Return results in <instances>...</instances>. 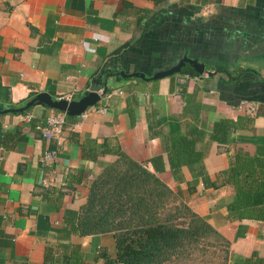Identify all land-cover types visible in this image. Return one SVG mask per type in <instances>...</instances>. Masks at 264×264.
Returning a JSON list of instances; mask_svg holds the SVG:
<instances>
[{
	"label": "crops",
	"instance_id": "1",
	"mask_svg": "<svg viewBox=\"0 0 264 264\" xmlns=\"http://www.w3.org/2000/svg\"><path fill=\"white\" fill-rule=\"evenodd\" d=\"M183 56L215 74L199 81L177 74L156 81L119 76L150 78ZM103 87L110 92L66 123L52 163L41 160L51 145L40 131L44 117L59 112L33 106L0 113V264H42L51 243L58 244L57 254L77 248L80 264H104L102 254L114 260L110 233L71 231L89 185L113 160L84 158L79 144L119 149L150 172V160L160 157L156 165L163 170L155 176L230 239L227 264H243L252 251L264 258V226L224 222L233 194L222 183L230 146L256 156V167L264 169V0H0V112L40 93L73 101ZM130 92L136 97L132 119L125 104ZM240 117L250 124L227 131L224 144L206 137L196 143L201 178L189 165L179 175L169 172L163 138L170 126L208 135L211 123Z\"/></svg>",
	"mask_w": 264,
	"mask_h": 264
},
{
	"label": "trees",
	"instance_id": "2",
	"mask_svg": "<svg viewBox=\"0 0 264 264\" xmlns=\"http://www.w3.org/2000/svg\"><path fill=\"white\" fill-rule=\"evenodd\" d=\"M147 13L143 11L142 17ZM204 69L211 71L206 65ZM213 69L223 71L219 67ZM177 75L199 76L188 65H184ZM112 76L121 80L117 74ZM179 96L184 102L189 101L185 89L180 88ZM125 104L126 114L132 119L136 106L132 92ZM65 121L72 124L75 118L65 117ZM250 122L247 117L235 121L220 119L210 124L208 135L192 127L183 128L180 123L170 126L163 138L169 172L179 175L181 167L189 165L196 167V176L201 178L202 154L195 148L196 143L206 137V140L224 144L227 131L241 126L247 128ZM75 137L73 133L69 136L70 140ZM79 146L82 157L91 161L103 155L113 157L89 185L86 201L71 222V231L78 236L112 235L116 256L110 260L102 254L104 264H175L181 256H188L186 251L193 253L199 245L216 249L220 257L217 264H227L230 239L192 212L155 176L163 170L156 165L161 162L160 157L150 160L154 168V172H150L119 149L97 151L87 149L83 144ZM256 161V156L235 145L230 146L222 183L231 189L233 199L226 205L225 223H260L264 226V169H258ZM182 217L184 223H175ZM57 245L45 246L42 264H80L81 254L77 248L57 254ZM242 263L264 264V258L252 251Z\"/></svg>",
	"mask_w": 264,
	"mask_h": 264
},
{
	"label": "water",
	"instance_id": "3",
	"mask_svg": "<svg viewBox=\"0 0 264 264\" xmlns=\"http://www.w3.org/2000/svg\"><path fill=\"white\" fill-rule=\"evenodd\" d=\"M190 66L193 71L198 75H205L206 77H211L215 74V72L206 71L204 69V65L196 60L189 59L183 56L179 59L173 66L166 70H161L154 73L150 78H145L143 74L140 73H131L128 75H124L120 73L119 76L121 78H138L143 81H156L163 78L170 77L172 75L178 74L180 69L184 66ZM106 88L103 87L102 90L98 93L96 92H88L83 97L78 100L66 101L63 99H52L49 95L45 93H40L34 96L31 100L26 102L22 107L16 109H8L1 111V114H18L27 110L33 106H41L45 107L49 110H54L59 113L64 114L66 117H78L80 116L87 108L93 107L100 99V97L105 93Z\"/></svg>",
	"mask_w": 264,
	"mask_h": 264
},
{
	"label": "built area",
	"instance_id": "4",
	"mask_svg": "<svg viewBox=\"0 0 264 264\" xmlns=\"http://www.w3.org/2000/svg\"><path fill=\"white\" fill-rule=\"evenodd\" d=\"M192 78L195 81H199L200 78H206L205 75H199ZM65 100V99H63ZM69 101V98L66 99ZM253 108L247 107L248 112H253ZM66 121L65 116L62 113H55L50 111L43 119V124L40 131V136L47 142H50L51 147L44 150L41 156V160L44 163H52L56 158L60 146L64 141V131H65Z\"/></svg>",
	"mask_w": 264,
	"mask_h": 264
},
{
	"label": "rangeland",
	"instance_id": "5",
	"mask_svg": "<svg viewBox=\"0 0 264 264\" xmlns=\"http://www.w3.org/2000/svg\"><path fill=\"white\" fill-rule=\"evenodd\" d=\"M184 222H185V218L183 217L175 221V223H184ZM193 251H194L193 253H191L190 251H186V255L188 256H181L179 262L175 264H217L220 262V257L217 255L218 251L213 247L199 245L198 249Z\"/></svg>",
	"mask_w": 264,
	"mask_h": 264
}]
</instances>
